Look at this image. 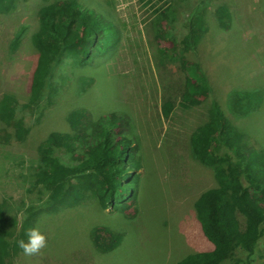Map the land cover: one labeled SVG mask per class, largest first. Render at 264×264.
<instances>
[{"label": "rangeland", "instance_id": "374dc122", "mask_svg": "<svg viewBox=\"0 0 264 264\" xmlns=\"http://www.w3.org/2000/svg\"><path fill=\"white\" fill-rule=\"evenodd\" d=\"M51 1L22 0L17 8L0 12V98L14 96L15 117L22 112L31 127L23 140L0 142V203L5 213L16 216L19 230L28 206L47 207V191L32 182L41 164L39 145L51 131L75 135L67 116L79 105L93 116L118 114L117 123H123L121 129L137 145L141 166L133 183L136 194L119 204L121 210L82 190L78 203L41 212L34 226L47 234V246L33 256L21 249L14 264H175L189 253L209 249L212 244L202 234L193 203L214 185V177L212 168L191 154L189 137L207 120L210 102L217 101L231 128L223 133L229 145L220 141L219 152L244 159L264 178V0H207L208 29L192 57L211 90L191 106L180 101L178 63L163 54L155 38V10L164 0H78L110 15L118 28L116 43L92 65L75 67L72 57L63 59L59 69L66 75L65 84L49 94L44 89L42 100L35 102L39 107L30 102L25 109L36 62L30 35L38 6ZM176 1L184 17L188 0ZM220 4L229 9L222 11L223 23L214 13ZM182 23H176L180 31ZM174 32L180 40L181 33ZM89 77V84L81 83ZM165 100L173 104L168 117L162 114ZM0 128L12 132L5 123ZM53 154L65 164L77 162L78 155L71 157L64 147H56ZM240 221L243 227L244 217ZM103 228L119 234L110 250L97 243ZM235 256L243 259L245 252L237 250ZM249 264H264V236Z\"/></svg>", "mask_w": 264, "mask_h": 264}, {"label": "trees", "instance_id": "16d2710c", "mask_svg": "<svg viewBox=\"0 0 264 264\" xmlns=\"http://www.w3.org/2000/svg\"><path fill=\"white\" fill-rule=\"evenodd\" d=\"M20 1L0 0V12L17 8ZM206 2L188 0L184 5V17L178 11L176 0H164L155 10V38L163 47V54L178 63L177 71L183 81L180 94L183 106L200 104L211 90L206 73L192 57L208 29ZM228 10L224 4L214 7L215 18L222 22V11ZM106 14L96 12L78 0H53L38 6L37 25L30 35L36 62L28 101L23 103V108L29 109L30 102L42 100L44 89L49 90L48 94L56 85L61 89L66 81L62 68L59 69L63 59L72 57L75 67H84L92 65L98 56L104 57L106 50L114 47L118 28ZM178 20L184 22L183 31L176 24ZM223 26L228 27L227 24ZM175 30L181 33L180 40L176 39ZM92 80L89 77L88 80L82 79L81 83L86 85ZM15 101V97L9 94L0 98V122L12 128V132L0 128V142L11 137L23 140L31 129L22 112L15 117ZM79 106L67 116L69 124L76 130L75 135L51 131L39 145L41 164L32 182L47 191L48 208L28 206L27 215L17 230L16 216L7 215L0 203V264H14V258L21 250L18 241L27 238L28 229L34 227L41 212L56 209L65 202L78 203L79 198L84 197V193L81 196L82 190L102 197L107 207L118 210H121L119 204L128 196H135L133 183L141 163L135 154L137 145L133 144V137L121 129L123 123H117L118 114L93 116ZM35 107L39 106L35 103ZM172 108V102L165 100L162 114L168 117ZM226 129H231L229 122L218 102L213 100L208 107L207 120L190 134L191 154L201 164L212 168L214 177V185L202 191L193 203L202 234L212 247L189 253L175 264H225L227 260V264H249L259 239L264 236V178L258 176L254 165L244 159L237 156L234 159L229 153L219 152L220 141L229 145L223 136ZM56 147L66 148L71 157L76 153L77 162L63 163L60 156L53 154ZM74 180L77 184L73 183ZM240 216L245 220L243 227ZM97 232L93 228V234ZM100 232L105 235L99 237L97 243L105 250L118 243V233L107 228ZM237 250L245 252L243 259L235 256Z\"/></svg>", "mask_w": 264, "mask_h": 264}, {"label": "clouds", "instance_id": "9594fccd", "mask_svg": "<svg viewBox=\"0 0 264 264\" xmlns=\"http://www.w3.org/2000/svg\"><path fill=\"white\" fill-rule=\"evenodd\" d=\"M27 241H18V246L26 256L38 255L47 246V234L42 232L39 226H34L27 231Z\"/></svg>", "mask_w": 264, "mask_h": 264}, {"label": "crops", "instance_id": "0c3cea01", "mask_svg": "<svg viewBox=\"0 0 264 264\" xmlns=\"http://www.w3.org/2000/svg\"><path fill=\"white\" fill-rule=\"evenodd\" d=\"M198 223H199V222H198ZM199 225H200V224H199ZM211 247H212V246L210 245V248H209V249H207V250H210V249H211Z\"/></svg>", "mask_w": 264, "mask_h": 264}]
</instances>
